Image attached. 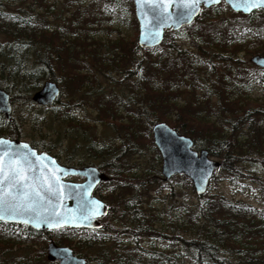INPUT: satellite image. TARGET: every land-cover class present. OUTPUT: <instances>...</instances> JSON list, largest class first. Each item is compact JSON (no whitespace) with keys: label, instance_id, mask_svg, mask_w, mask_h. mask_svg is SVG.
<instances>
[{"label":"trees","instance_id":"1","mask_svg":"<svg viewBox=\"0 0 264 264\" xmlns=\"http://www.w3.org/2000/svg\"><path fill=\"white\" fill-rule=\"evenodd\" d=\"M65 1L67 4L70 2L78 6L71 12L68 21L55 25L50 21L51 16L60 18L61 14L56 15L50 0H29L16 11L0 10V33L9 39L5 50L10 59L0 61L2 88L9 92L18 85L24 86V91L27 90V101L31 103L33 92L41 87L43 80L52 79L58 84L67 83L83 101L90 98L96 106L97 118L102 122H107L106 120L113 116L112 105L120 102V99L123 98L130 106L135 104L131 97L135 94L134 96H139L144 101L141 104L142 111L136 113L139 122L146 120L151 125L154 121H162L175 114L171 125L180 133L192 137L196 148H206L211 156L219 157L221 166L218 170L227 172L234 179L242 174L253 180L257 179L250 173V166L256 162L264 166V102L248 100L244 89L250 86L249 76L253 71L244 66H237L234 59L236 63L238 58L235 56L244 50L239 41L245 28H264L263 9L259 16L253 15L255 11L249 14L232 11L231 15L225 16L222 15L223 5L219 3L204 8L193 23L183 27L189 31L188 37L193 43L192 47L202 53L205 73L200 80L201 73L195 63L197 61L194 62V57H191L190 49L183 47L174 38L173 30L166 32L163 44L146 48L147 55L143 58L138 57L135 50H122V45L117 41H113L111 45L104 44L102 51L98 48V41L82 43L81 46L74 45L72 34L76 35V38L88 36L90 32L94 34V27L103 22L101 18L104 14L100 10L95 13L90 11V4H86V0ZM103 1L110 9L124 5L134 12L132 0ZM36 9H41V12H36ZM240 26L244 28L239 29ZM88 45H95L97 48L91 49ZM24 48L29 50V61L17 58ZM135 49L141 50L138 45ZM124 53L126 55L123 60L125 66L128 64L127 67L121 63ZM252 53L264 55V39ZM85 65L91 72L95 69L99 73L104 70L107 71L103 73L118 71L123 74V78L113 82L127 81L132 93L122 96L108 92L103 87L93 89L94 80L89 74L82 72ZM255 69L258 70L255 72L257 77L264 83V69L257 66ZM40 70L44 73L42 77ZM232 70L234 73H231ZM108 75L110 77V74ZM160 76L163 79L162 85L158 83ZM187 78L191 79L188 85L193 96L190 100H185L184 104H178L175 98H172L171 89L180 85L179 80L186 82ZM194 82L205 92L203 96L195 93L197 87H193ZM140 86L144 89L143 96H140ZM214 98L216 100H213ZM58 101L59 98L55 103ZM166 113L170 114L166 116ZM0 117L4 123L12 126L13 115L11 120L3 114H0ZM137 119L131 117L128 125L120 127V132L130 140L136 136L134 128L138 123ZM82 126L72 127L73 131L69 130L65 136L77 145L80 142L87 144L91 150L96 143L89 134L90 127ZM0 136L21 138L22 133L19 128L12 126L7 133H0ZM82 136L86 138L82 140ZM30 143L36 148L39 147L37 144H42V149L51 153V147L45 140ZM57 143L61 144V140L53 143L54 146H57ZM110 145L114 144L110 142ZM76 147L72 152L76 151ZM119 148L122 153L127 151L124 146ZM103 150L101 158L110 157L103 166L111 173V178L102 183L118 182L119 189L116 191H120L111 197L114 199L110 202L109 212L114 214L118 210L122 211L118 218L122 226L113 225L110 218L104 221L99 229L63 227L54 230L60 239L64 232L76 237L65 241L58 238L55 239L56 243L74 246L77 254L89 261H95L94 264H133L141 258L160 261V264H264V208L257 209L245 201L208 194L207 191L198 195L196 202L177 207V212L180 213L170 215L169 221H164L160 212L147 210L140 204L139 186H143L149 193L151 185L158 184L157 178L144 177L147 186L145 183L142 185L141 178L132 180V177L124 175L126 170L120 165L121 160L116 159L120 154H114L115 147H112L113 151ZM67 162L77 166L85 164L81 159L75 160L73 156L69 157ZM120 174L124 176L120 177ZM185 179L187 185L192 187L191 180L188 177ZM125 191L129 195L128 199H125ZM108 233L114 238H118V234L122 233L156 237L160 243L168 242L172 255L170 251L157 248H134L130 251L116 249L112 246L113 238H110ZM37 234V230L25 224L0 221V264L6 263L5 255L13 251L14 246L27 243ZM135 238L138 240L137 236ZM115 244L114 242L113 245ZM90 250L95 253L90 255ZM9 258L14 257L10 255ZM28 262L31 263V259H13L10 263Z\"/></svg>","mask_w":264,"mask_h":264},{"label":"rangeland","instance_id":"2","mask_svg":"<svg viewBox=\"0 0 264 264\" xmlns=\"http://www.w3.org/2000/svg\"><path fill=\"white\" fill-rule=\"evenodd\" d=\"M27 1L29 2V0ZM27 1L0 0V10L6 9L9 11H16L19 6L27 4ZM50 4H53L56 15L61 14L60 18H55V15H52L51 20L49 19L54 25L68 21V17L71 18V12L74 11L75 7L78 6V4L73 5L70 2L67 4L65 0H50ZM86 4H90V11H94V13L97 10L102 11L101 13L104 14V16H102L101 18L103 19V22L100 25L94 27L96 29L94 34L93 32H90L88 36L84 35L83 37L79 38H76V35L72 34V37L74 38L72 40L74 45L81 46L82 43L88 44L98 41V48L100 51H102V47L104 44L111 45L113 41H117L122 45V50H124L125 48L127 50H135V53L137 52V56L140 58H143L145 55H147L146 48H141L138 45L139 24L135 14L134 4V12H131L129 7L124 5L110 9L107 7L106 3L103 0H94V2L92 0H86ZM222 5V15H231L232 10L230 9V7L225 2H222ZM107 8L108 11L106 12ZM36 12H41V9H36ZM262 12L263 11L261 9L256 10L253 15L259 16L262 14ZM256 16L255 18H257ZM135 19L137 22L135 21ZM255 20L257 21V19ZM243 28V26L239 27V29ZM188 33L189 31L185 28L175 30L174 38L177 39L178 43L183 47L190 49L189 51L190 53H192L191 57H194V62L197 61L195 63L201 73V80L203 79L205 73L203 65L204 60L202 59V53L192 47L193 43H191V40L188 37ZM69 34L70 33H68V35ZM262 39H264L263 27H261L260 29H257L255 27L245 28L243 37H241L239 41V43L243 45L244 50L240 51L238 55L235 56V58H238L237 60H239V62H237L236 60L235 63L234 59V64H236L237 66H244L253 71L252 75L249 76L251 79L250 86L245 87L244 92L248 97V100H258V102L261 103L264 102V83H262L260 81V78L257 77V74L255 72H257L258 70L255 69V66L254 64H252L250 58L255 54L252 53L253 49L258 47L259 42L262 41ZM8 41L9 39L4 34L0 33V54L3 55H0V61L4 59L7 61L10 60L9 55L7 54V50H5ZM136 45L140 47V51H137L135 49ZM88 47L91 49L97 48L95 47V45H88ZM125 55L126 54L124 53L121 63L124 65V67H127L128 64H126L127 66H125V61L123 60ZM17 58H19L20 60L24 59L29 61V50L24 48L23 52H20ZM90 62L91 61H89V63ZM106 71L107 70H104L99 73L97 72V69H95V71L91 72L87 70V67L85 65L82 72L84 74H89L90 77H92V80H94L92 81V83H94V85H92L93 89L103 87L104 89L106 88L108 92H113L116 95L122 94V96L125 93H127L128 95L132 93V90L127 86V81L125 82L124 80H122L123 82L121 83L113 82L116 80H121L123 78V74H120L115 70H111L110 73H103ZM39 72L42 77L44 74L43 71L40 70ZM231 73H234V71L232 70ZM108 74H110V77H112L114 80H111V78L108 77ZM0 78H2L1 73ZM158 78L159 85H162V77L160 76ZM44 81L45 80L42 81V84ZM190 81V78H187L186 82H184L183 80H179L178 82H180V85L172 87V98H175V101L178 104H184L185 100H190L192 98L193 94L192 91L189 90L190 88L188 85ZM181 82H184V84H182ZM60 86L62 88L63 94L59 97V101L57 103H54L49 107H41L33 100L31 103H28L26 97L27 90L24 91V86L18 85L17 87L13 88V91L10 89L9 92L13 103L12 115L14 118L12 126L19 128L22 133V137L18 139L26 140L29 142H38L45 140L48 142V146L51 147V153L56 156L61 163L69 165L67 159L73 156L75 160L81 159L85 162V164L97 165L98 167H100L99 164H101L102 167L100 168H102L106 173H109L110 175L111 173L108 171L106 166H103V164H105V161H108L110 157L108 159H103L101 157L103 156L102 153H104L103 149L112 150V147H115L114 154H120V156L116 159L121 160L120 165H122L126 170L124 172V175L132 177V180L141 178L140 182L143 181L142 185L145 183V186H147L148 183L146 182L144 177L157 178L156 181L158 182V184L155 183L151 185L149 193L143 186H139L140 204L146 207L147 210L151 209L160 212L161 217L164 221L168 222L170 215L174 216L176 213H180L177 212V207L180 208L181 206L192 204L198 200V194L196 193L193 185L192 187H189V185H187L188 182L185 179V177H187L186 175L177 174L170 180L164 179V176L161 172L162 158L153 139L152 127L156 121H154L151 125H149V121L146 120H140L141 122H139V117L136 114L140 110L142 111L141 104H143L144 101L141 100V97L134 96L135 94L132 95V100L136 102L132 106H130L127 101L125 103L123 101V98L122 100L120 99V102H115L114 105H112V108L114 109L113 116L111 115V117L106 120L107 122H102L101 120H98L97 109L95 108L96 106L92 101L89 100V97L83 101L67 83L63 82L62 84H60ZM193 87H197L195 93L200 97L205 94L203 89L200 88L201 86H198L197 84H195V82L193 83ZM139 90L141 91L140 96H143V87L140 86ZM124 98L128 99L127 97ZM213 100H216V98H214ZM115 109H117V111ZM169 114L170 113H166V116ZM131 117L138 118V123L134 128L136 136L130 140L125 136L124 133L120 132V127L123 125H128L131 122ZM174 118L175 114H171L170 116L164 118V121L171 125V119ZM83 120L85 122H83ZM76 125L90 127L89 134L92 135V141L96 143L95 145H93V149L90 150L88 148L89 146L82 142H80L79 145L74 142H70V139L65 136L69 133V130L73 131L72 127ZM12 126L4 123L2 118L0 117V133H7V131ZM85 138L86 136H82V140H84ZM59 140H61V144L57 143V146H54L53 143ZM124 140L126 141L125 143ZM110 142H112V144L114 145H110ZM37 145H39L38 148L40 150H43L42 144ZM122 146L127 148V151L124 153H122V151L120 150L121 148H119ZM75 147L76 151L72 152L73 148ZM213 157L220 160L219 157ZM71 165L77 164L71 163ZM158 170L159 173L157 174ZM250 173L256 176L257 179L253 180L245 174H242L237 179H234L230 175H228L227 172L216 170L214 177L210 181L209 188L207 190L208 194L213 193L223 195L228 199L245 201L253 205L257 209H263L264 166L259 162H256L252 166H250ZM124 175L120 174V177ZM71 179L82 180V178L76 176H73ZM118 189V182L115 183L114 181L111 184L101 183L94 191V194H96V196H98L109 205L110 211V202H112V200L114 199L111 197L113 195H116L115 192H120L116 191ZM128 198L129 195L125 191V199ZM109 211L100 220L104 222L112 218L111 222L114 223L113 225H118L119 227H121L122 223L118 218L122 215V211L118 210L114 214L110 213ZM111 235L112 234L108 233V236L110 238H113L112 246H114L116 249H125V251H130L131 249L134 250V248H136L137 250L157 248L166 252L170 251V255H172V250L170 246L168 247V242L160 243L158 239L153 236H139L135 234H131V236L129 233H122L118 234V238H114L111 237ZM135 236H137L138 240H136ZM74 237H76V235L72 236L70 233L64 232L62 233L60 239L58 237V233L54 232V230H39L38 234L27 241V243L14 246L13 251L11 250L7 255H5V264H9L11 261H13V259L24 261V259L26 258L31 259L32 264H55L56 261H51L47 258L48 243L51 240L55 241V239L58 238L61 241H65L66 239H74ZM114 242L116 243L115 245H113ZM59 245L70 246L67 243ZM70 247L74 248L75 250L74 246ZM88 252L90 255H93L95 253L92 250ZM141 253L143 254V251H141ZM10 255H12V257L14 258H9ZM185 260L189 259L185 258ZM139 261L133 264L161 263L160 261L156 260H153L154 262L150 261L147 258H141V260ZM91 262H93L94 264L95 261L91 260ZM31 263L28 262V264Z\"/></svg>","mask_w":264,"mask_h":264},{"label":"water","instance_id":"3","mask_svg":"<svg viewBox=\"0 0 264 264\" xmlns=\"http://www.w3.org/2000/svg\"><path fill=\"white\" fill-rule=\"evenodd\" d=\"M224 1L231 10L248 14L264 9V0H133L139 24L138 45L149 48L164 42L166 31L191 24L203 7ZM251 62L264 68V55L255 54ZM61 88L52 79L44 81L32 99L39 105L53 104ZM11 95L0 87V113L12 118ZM153 139L162 158L161 172L165 180L177 174L189 177L198 195L204 194L220 168V160L210 156L208 149H196L192 137L180 133L166 121L152 127ZM68 176H84L76 182ZM110 176L95 165L74 166L61 163L47 151H39L29 141L0 137V220L23 223L36 230L61 227L102 226L100 218L109 205L93 194L100 181ZM47 258L56 264H92L76 254L70 246L51 240Z\"/></svg>","mask_w":264,"mask_h":264},{"label":"flooded vegetation","instance_id":"4","mask_svg":"<svg viewBox=\"0 0 264 264\" xmlns=\"http://www.w3.org/2000/svg\"><path fill=\"white\" fill-rule=\"evenodd\" d=\"M38 150H40L39 148H37ZM41 151V150H40ZM84 165H90V164H84ZM92 165V164H91ZM80 166H83V165H80ZM96 167H98L97 165H95ZM99 169H101L102 171H104L102 168H100V167H98ZM105 172V171H104ZM106 173V172H105ZM109 176H110V178H111V175L109 174V173H107ZM73 177V176H68L66 179H68V180H72L71 178ZM76 177H80V178H82V180H72V181H76V182H82V181H84L85 180V177L84 176H76ZM107 181H109V180H107ZM107 181H100L98 184H97V186L95 187V189H94V191L96 190V188L102 183V182H107ZM93 194H94V192H93ZM95 196H96V194H94ZM98 197V196H97ZM48 231H53V230H48ZM57 262V261H56Z\"/></svg>","mask_w":264,"mask_h":264},{"label":"bare ground","instance_id":"5","mask_svg":"<svg viewBox=\"0 0 264 264\" xmlns=\"http://www.w3.org/2000/svg\"><path fill=\"white\" fill-rule=\"evenodd\" d=\"M7 137V136H6Z\"/></svg>","mask_w":264,"mask_h":264}]
</instances>
